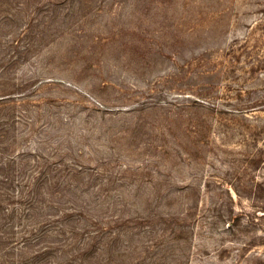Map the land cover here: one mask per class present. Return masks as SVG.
<instances>
[{
	"label": "rangeland",
	"instance_id": "1",
	"mask_svg": "<svg viewBox=\"0 0 264 264\" xmlns=\"http://www.w3.org/2000/svg\"><path fill=\"white\" fill-rule=\"evenodd\" d=\"M0 264H264V0H0Z\"/></svg>",
	"mask_w": 264,
	"mask_h": 264
}]
</instances>
